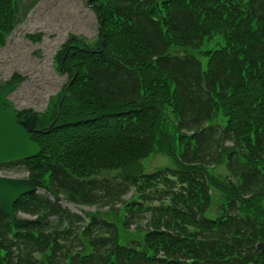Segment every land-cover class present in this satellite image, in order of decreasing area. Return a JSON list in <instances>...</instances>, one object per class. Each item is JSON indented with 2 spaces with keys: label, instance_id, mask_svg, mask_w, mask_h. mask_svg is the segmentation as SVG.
Returning a JSON list of instances; mask_svg holds the SVG:
<instances>
[{
  "label": "trees",
  "instance_id": "16d2710c",
  "mask_svg": "<svg viewBox=\"0 0 264 264\" xmlns=\"http://www.w3.org/2000/svg\"><path fill=\"white\" fill-rule=\"evenodd\" d=\"M38 1L0 0V46ZM89 3L97 33L54 55L66 81L36 120L39 154L0 165L44 189L13 221L0 210V264H264V0ZM155 152L175 166L121 174Z\"/></svg>",
  "mask_w": 264,
  "mask_h": 264
},
{
  "label": "rangeland",
  "instance_id": "374dc122",
  "mask_svg": "<svg viewBox=\"0 0 264 264\" xmlns=\"http://www.w3.org/2000/svg\"><path fill=\"white\" fill-rule=\"evenodd\" d=\"M96 33L97 19L89 0H39L24 17L21 16V21L0 46V84L10 80L13 73L25 77L16 84L17 88L9 95L15 108L40 112L46 110L51 96L57 94L66 81V74L59 72L56 68L55 53L70 35L92 41ZM28 35H38L39 38L33 40ZM212 45L213 43L210 44L208 40H205L201 49L213 48ZM198 56L205 65L207 55L200 52ZM143 162L144 172L147 173L166 166H175L167 156L159 152L152 153ZM23 166V164L2 166L0 174L23 177L27 174ZM211 171L214 175L227 174L222 164L212 168ZM114 173L101 174L113 175ZM37 192L43 193L44 189L40 187ZM212 196L213 204L210 214H215L214 192ZM60 202L74 212L81 213V209H88L65 200ZM90 211H94L93 207Z\"/></svg>",
  "mask_w": 264,
  "mask_h": 264
},
{
  "label": "water",
  "instance_id": "95a60500",
  "mask_svg": "<svg viewBox=\"0 0 264 264\" xmlns=\"http://www.w3.org/2000/svg\"><path fill=\"white\" fill-rule=\"evenodd\" d=\"M147 14L154 18L161 17L162 13L157 1L148 7ZM15 89L14 84L3 83L0 85V164L26 160L40 152L39 144L32 139V132L37 117L44 115V113L31 110L25 118L19 119L18 112L8 97ZM60 108L61 101L58 105V113ZM143 172L144 166L139 160L127 162L121 168V174L126 176H139ZM40 186V180L33 177L0 175V210L13 221L15 218L13 209L15 201L20 196L35 191ZM255 247L259 252H264V240L257 241Z\"/></svg>",
  "mask_w": 264,
  "mask_h": 264
}]
</instances>
